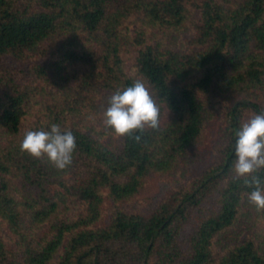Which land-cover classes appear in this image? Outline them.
Masks as SVG:
<instances>
[{"label": "trees", "instance_id": "obj_1", "mask_svg": "<svg viewBox=\"0 0 264 264\" xmlns=\"http://www.w3.org/2000/svg\"><path fill=\"white\" fill-rule=\"evenodd\" d=\"M136 80L159 127L117 136L108 99ZM212 91L231 103L216 162L149 213L123 206L152 173L194 159ZM260 96L264 0H0V264H264L261 227L222 244L251 204L235 132L263 111ZM53 123L76 137L65 170L20 150L27 130ZM253 175L264 186V168Z\"/></svg>", "mask_w": 264, "mask_h": 264}, {"label": "clouds", "instance_id": "obj_2", "mask_svg": "<svg viewBox=\"0 0 264 264\" xmlns=\"http://www.w3.org/2000/svg\"><path fill=\"white\" fill-rule=\"evenodd\" d=\"M104 124L114 130L117 136H131L147 128L159 127V108L145 83L136 80L132 86L117 90L108 99L104 112ZM235 160L233 171L237 178L245 179V184L254 187L248 194V201L257 211L264 210V186L253 173L264 168V112L254 115L235 132ZM136 136L135 139H139ZM77 148L76 137L71 130H62L58 124L50 129L27 130L20 143L21 152L33 158L47 157L58 170H65L73 164V154Z\"/></svg>", "mask_w": 264, "mask_h": 264}, {"label": "rangeland", "instance_id": "obj_3", "mask_svg": "<svg viewBox=\"0 0 264 264\" xmlns=\"http://www.w3.org/2000/svg\"><path fill=\"white\" fill-rule=\"evenodd\" d=\"M126 25H129V31L131 33L134 26H136V23L128 20ZM126 50V62L128 65H132L134 63L133 49L130 47V49L126 48ZM30 62L31 61H24L20 64V66L27 69ZM145 85L151 93L148 85L146 83ZM209 95L210 97H207L209 102H211V107L213 108L212 117L210 119L211 123L206 130V134L197 150L196 155L192 156L194 159H191V162H182L181 165H179L178 168L171 173H152L147 177L140 191L123 206H128V208L149 213L159 203L170 188L175 186L177 187L181 183L189 181L191 178L201 174L206 168L216 162L221 144V132L224 129L223 126H225L227 119L226 116L230 110L231 103L228 98L222 97L218 91H212ZM260 97L261 102L264 104V97ZM262 112H264V107ZM254 115V113L246 111L242 116V121L246 122ZM215 199L216 196L214 194L212 196H208L200 205L201 212L211 209L216 202ZM109 203H107L105 216H109L110 214L108 213V208H111L113 203L108 205ZM198 213L199 214L194 213L192 218L187 223V230H191L198 222V217L201 214L200 212ZM256 227L264 229V212H258L252 204H246L243 207V215L240 217L234 228H231L224 239H222L223 243H221L230 244L236 240H243L245 236L255 230Z\"/></svg>", "mask_w": 264, "mask_h": 264}]
</instances>
